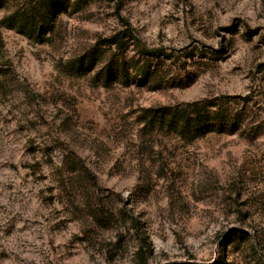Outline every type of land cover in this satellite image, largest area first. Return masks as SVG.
Here are the masks:
<instances>
[{"label":"rangeland","instance_id":"374dc122","mask_svg":"<svg viewBox=\"0 0 264 264\" xmlns=\"http://www.w3.org/2000/svg\"><path fill=\"white\" fill-rule=\"evenodd\" d=\"M14 9H0V264H264V0H83L44 44L2 23ZM123 34L169 56L156 80L107 89L62 70ZM209 98L245 111L238 131L186 141L144 121Z\"/></svg>","mask_w":264,"mask_h":264},{"label":"trees","instance_id":"16d2710c","mask_svg":"<svg viewBox=\"0 0 264 264\" xmlns=\"http://www.w3.org/2000/svg\"><path fill=\"white\" fill-rule=\"evenodd\" d=\"M81 1L83 0H25L20 3L18 0H0V9L15 7L14 11L5 15L2 23L26 35L33 42L44 44L55 31L58 15L69 9L76 10ZM129 37L130 35L123 34L99 39L91 50L64 63L62 70L76 77L92 75L98 85L107 89L118 85L129 87L149 84L160 75L158 63L169 59V56L164 51L149 50L138 43L124 41ZM129 51L134 56L125 57L124 53ZM245 115V111L242 112L219 98H209L148 109L144 121L148 127H157L183 140L192 141L212 133L236 132L245 122ZM80 162L76 159L70 172L75 174L80 171L79 167L83 169ZM244 235L246 233L242 231L236 234L241 239Z\"/></svg>","mask_w":264,"mask_h":264}]
</instances>
